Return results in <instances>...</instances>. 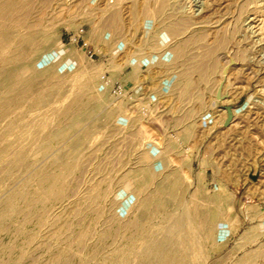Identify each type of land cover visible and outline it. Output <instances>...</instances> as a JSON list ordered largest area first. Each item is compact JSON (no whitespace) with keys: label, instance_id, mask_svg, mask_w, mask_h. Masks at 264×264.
I'll return each mask as SVG.
<instances>
[{"label":"rangeland","instance_id":"rangeland-1","mask_svg":"<svg viewBox=\"0 0 264 264\" xmlns=\"http://www.w3.org/2000/svg\"><path fill=\"white\" fill-rule=\"evenodd\" d=\"M13 2L9 34L38 39L52 67L26 85L73 91L50 140L0 139V264H148L146 238L180 214L191 264H264V0H0ZM81 27L89 49L70 41ZM137 47L162 55L138 69Z\"/></svg>","mask_w":264,"mask_h":264},{"label":"bare ground","instance_id":"bare-ground-1","mask_svg":"<svg viewBox=\"0 0 264 264\" xmlns=\"http://www.w3.org/2000/svg\"><path fill=\"white\" fill-rule=\"evenodd\" d=\"M19 6L20 2L0 4V72L2 76L0 83V139L7 134L16 132L26 135V138L33 136L31 139L48 141L52 138L51 130L47 127L51 123L46 120L52 119L54 121L58 109L62 110L66 115L69 113V98L73 87L65 85L62 88L59 86V88L50 79L40 89L26 85V83L31 81L28 80L29 76H33L32 78L35 76L49 77L52 67L45 64V59L48 58V55L47 52L43 54L39 51L38 39L32 38L28 43V50H25L19 40L15 42L18 34L17 30L9 34L11 29L9 25L12 21V19H9V14L17 10ZM132 7L134 12H137L140 8L138 3H134ZM10 39L16 44L15 46L18 49L12 52L9 57L8 50L13 45L9 43ZM141 43H147V40L144 38ZM137 51L131 62L138 69L141 67L140 63L147 67L162 55L160 52L155 54L148 53L140 47H137ZM6 53L9 58L1 59V54ZM16 109L23 110L17 112ZM40 115L43 116L40 118ZM22 119H26V121ZM41 123L44 124V128L39 126ZM31 148L33 150H41L39 153H44L49 149V146L47 143L42 145L35 144ZM4 154V151L0 152V155ZM80 156L81 153L79 151L70 154L71 161L66 163L69 170L75 167V164H71L72 161H79ZM17 163L18 161L14 164L16 165ZM149 173L152 179L157 176L151 170ZM53 181L54 179H49L46 182L47 186H52ZM20 197L28 198V195L26 193L13 195L8 200L7 208L4 212H9L11 204H14ZM186 223V215L180 214L171 222L166 223L162 227V232L160 231V233L156 234L155 238L148 235L146 240H148L150 246L149 248L145 247L146 249H144L141 256L142 260L148 264H191L192 257L196 255V250L195 247L191 246L192 244L188 243L192 239V235L187 231ZM165 244H167L166 248L163 246ZM130 260L132 261L131 257Z\"/></svg>","mask_w":264,"mask_h":264},{"label":"built area","instance_id":"built-area-1","mask_svg":"<svg viewBox=\"0 0 264 264\" xmlns=\"http://www.w3.org/2000/svg\"><path fill=\"white\" fill-rule=\"evenodd\" d=\"M86 31L84 27L79 28L75 34L70 37L71 43L75 45H81L89 49V43L85 41L84 35ZM91 58L94 57V54L91 53ZM103 80L108 85L110 89L111 96L116 100L131 101L136 103L135 114L139 115L142 119H148L153 110L151 105L147 104L143 98L136 94L133 87H130L120 80H112L107 75H104ZM179 141V140H178Z\"/></svg>","mask_w":264,"mask_h":264},{"label":"crops","instance_id":"crops-1","mask_svg":"<svg viewBox=\"0 0 264 264\" xmlns=\"http://www.w3.org/2000/svg\"><path fill=\"white\" fill-rule=\"evenodd\" d=\"M121 82H123L124 84H126V85H130V82H126V81H123V80H121Z\"/></svg>","mask_w":264,"mask_h":264}]
</instances>
